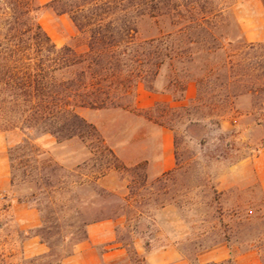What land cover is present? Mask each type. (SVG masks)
<instances>
[{
    "label": "rangeland",
    "instance_id": "rangeland-1",
    "mask_svg": "<svg viewBox=\"0 0 264 264\" xmlns=\"http://www.w3.org/2000/svg\"><path fill=\"white\" fill-rule=\"evenodd\" d=\"M219 1L223 10L216 24L219 33L228 32L237 39L236 20L243 39L264 43V0ZM36 3L41 6L38 20L54 42L58 46L77 44L73 39L76 30L68 16L58 15L39 0ZM222 43L228 53L235 51V44L229 47L227 40ZM259 52L264 53V49ZM169 81L166 63L155 89L183 100L185 92L181 97L177 87H169ZM190 82L195 84L197 96L194 80H188L186 88ZM194 99L181 105L187 107L185 110L181 106L170 109L165 104L136 110L133 94L123 100L127 105L123 109L173 131L176 166L174 171L156 178L148 176L144 162L129 166L116 154L125 168H111L102 175L106 163H117L115 159L98 153L93 160L92 155L82 152L78 142L68 146L42 143L40 137L44 134L39 133L31 136L37 148L33 154L28 155L24 149H13L9 154L10 147L23 143L24 134L17 132L10 144L0 129V147H6L10 172L7 194L0 195V264H24L20 247L29 233L37 235L47 247L48 239L59 243L60 251L71 250L84 234L85 223L109 214L121 218L116 234L124 248L126 245L130 249L135 242L147 249L173 245L197 264L200 253L227 244L240 251L256 249L264 264V193L255 181L252 165L262 147L264 125L257 127L256 122L263 113L253 107L249 94L222 106L208 103L197 107ZM104 119L108 121L105 133L99 131L109 148L110 137L118 143L134 135L132 117L122 126L115 120L109 125L110 114ZM145 131L147 135L152 133L151 129ZM107 187L115 188L110 191L114 196L104 197L99 192L100 188L109 191ZM12 201L33 206L39 226L26 234L11 222L2 210H7ZM129 260L126 251L124 257L107 264H130Z\"/></svg>",
    "mask_w": 264,
    "mask_h": 264
},
{
    "label": "trees",
    "instance_id": "trees-1",
    "mask_svg": "<svg viewBox=\"0 0 264 264\" xmlns=\"http://www.w3.org/2000/svg\"><path fill=\"white\" fill-rule=\"evenodd\" d=\"M46 5L68 16L77 44L58 46L53 41L38 20L41 6L36 0H0V129L10 144L17 132L24 134L23 143L10 147L9 154L24 149L31 155L37 151L31 136L49 134L59 144L81 139L93 160L98 153L115 159L117 163H106L102 175L111 168H125L78 109L126 108L124 98H134L139 84L156 91L166 63L169 87H177L181 97L188 80L196 82L197 107L232 105L249 94L253 107L263 113L259 120H264V53L259 52L264 43L243 39L235 19L237 39L219 33V0H50ZM223 40L229 47L235 44V51L228 53ZM99 192L114 196L104 188ZM45 230L43 225L41 231ZM86 238L85 230L74 245ZM45 242L49 251L25 258L24 264H61L73 252ZM131 245H125L130 264H143Z\"/></svg>",
    "mask_w": 264,
    "mask_h": 264
},
{
    "label": "crops",
    "instance_id": "crops-1",
    "mask_svg": "<svg viewBox=\"0 0 264 264\" xmlns=\"http://www.w3.org/2000/svg\"><path fill=\"white\" fill-rule=\"evenodd\" d=\"M49 1L39 0L40 4H45ZM195 96V84L192 82L188 84L183 100H178L165 91H149L142 84H139L135 90L134 107L136 110H148L159 104H165L170 107L181 106L194 99ZM78 112L102 133H105L104 129L108 122L104 119L107 114L111 116L109 125L115 124L116 121V125L122 126L124 120L126 121L132 117L133 121H135L134 127H136L133 129L134 135L121 139L118 143L113 142V138L110 137L109 145L113 152L129 166L144 162L147 174L151 178L159 177L175 168V143L173 131L170 128L119 107L105 109L80 108ZM113 117H116V119H113ZM263 125L264 120L258 119L256 126L260 127ZM144 128L151 129L152 133L147 135ZM53 138L49 134H44L40 137V142L58 144ZM75 142H78L86 156L92 155L87 145L80 139L76 141V139L72 138L61 143V145L68 146ZM252 165L255 181L260 185L264 193L263 146L253 157ZM9 175L6 147L3 145L0 147V195L5 196L7 194L10 186ZM107 189L112 191L115 188L107 187ZM2 211L5 214H9L11 222L17 224L20 229L26 230V234L40 224L36 209L27 203L12 201L7 210ZM120 219V217L106 218L90 222L86 227L87 238L76 243L72 254L64 258L61 264H107L116 262L117 259L124 257L126 249L118 241L116 234ZM134 246L143 259V264H193L173 245L147 249L142 243L135 242ZM48 251L49 248L46 244L35 234L29 233L21 242L20 253L24 258L39 256ZM196 262L197 264H262L259 252L256 249L240 251L227 244H221L200 253Z\"/></svg>",
    "mask_w": 264,
    "mask_h": 264
}]
</instances>
